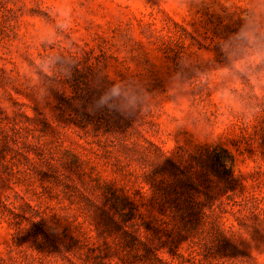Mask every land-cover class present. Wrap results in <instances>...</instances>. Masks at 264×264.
<instances>
[{"label": "rangeland", "instance_id": "374dc122", "mask_svg": "<svg viewBox=\"0 0 264 264\" xmlns=\"http://www.w3.org/2000/svg\"><path fill=\"white\" fill-rule=\"evenodd\" d=\"M0 264H264V0H0Z\"/></svg>", "mask_w": 264, "mask_h": 264}, {"label": "clouds", "instance_id": "9594fccd", "mask_svg": "<svg viewBox=\"0 0 264 264\" xmlns=\"http://www.w3.org/2000/svg\"><path fill=\"white\" fill-rule=\"evenodd\" d=\"M111 96H119L120 95V88L119 86H116V87H113L111 89V93H110ZM109 99V95H105L103 98H102V102H107Z\"/></svg>", "mask_w": 264, "mask_h": 264}]
</instances>
